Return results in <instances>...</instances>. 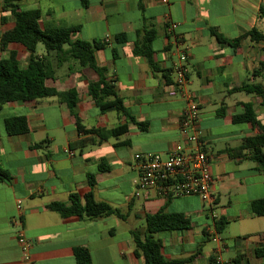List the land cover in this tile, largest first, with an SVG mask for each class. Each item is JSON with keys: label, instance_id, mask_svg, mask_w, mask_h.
I'll return each instance as SVG.
<instances>
[{"label": "crops", "instance_id": "0c3cea01", "mask_svg": "<svg viewBox=\"0 0 264 264\" xmlns=\"http://www.w3.org/2000/svg\"><path fill=\"white\" fill-rule=\"evenodd\" d=\"M14 4L23 11H38L41 29L76 27L75 38L103 42L105 47L95 53L96 64L105 69L107 80L114 81L134 122L115 111L101 113L87 92L96 74L73 62L54 65V78L45 85L59 94L74 88L80 124L101 130L100 136L78 133L74 116L58 97L1 108L0 167L11 181L0 183V264H75V248L87 249L91 264H144L134 254L130 233L135 228L130 224L139 221L136 229H143L144 217L161 210L190 221L185 230L156 235L166 260L217 264L219 250L229 264H264V258L255 255L264 248V216L253 217L249 210L250 202L264 199V173L226 153L243 138L261 134L258 126L233 122L245 103L252 104L264 130L262 99L236 90L248 83L261 85L264 92V71H259L264 43L248 36L251 30L264 34L260 13L264 0H168L166 5L158 0H14ZM12 27L10 12L0 8V37ZM144 29L155 31L154 69L133 51L134 38ZM211 30L227 41L238 39L237 45L219 43ZM121 35L126 40L117 42ZM175 39L187 53L189 90L199 106L196 129L211 158L214 183L209 205L197 197L165 199L153 191L145 196L132 185L136 154L164 155L184 140L179 128L184 103L171 94ZM12 50L28 56L19 45H0V59ZM17 59L22 65L28 60ZM244 94L252 97L245 99ZM13 116L26 117V134L7 135L4 120ZM123 125L124 134H105ZM88 174L95 180L94 199L117 209L122 218L79 221L47 209L51 203L67 204L70 194L87 192ZM220 219L226 223L219 233L215 224ZM16 220L30 245L28 260L15 236ZM126 223L130 226L122 228Z\"/></svg>", "mask_w": 264, "mask_h": 264}, {"label": "trees", "instance_id": "16d2710c", "mask_svg": "<svg viewBox=\"0 0 264 264\" xmlns=\"http://www.w3.org/2000/svg\"><path fill=\"white\" fill-rule=\"evenodd\" d=\"M0 8L10 12L13 27L5 31L0 37L2 48L10 44L19 45L27 52L28 60L22 65L17 58V51H10L6 57L0 59V110L8 103H24L39 99L58 97L66 104L70 114L75 118V126L78 133L96 134L101 130L85 129L75 113L77 92L74 88L66 92L57 93L46 87L45 82L54 78V69L64 63L73 62L80 69H91L96 74V79L89 81L87 92L95 106L101 113L115 111L121 117L134 122L124 107L123 101L119 97L113 80H107L105 69L97 66L95 61L96 51L103 49L105 44L98 40L91 42L75 38L78 28H44L38 25L40 14L38 11H23L14 4V0H0ZM264 15V10L260 12ZM210 33L219 43H227L236 46L238 39L227 41L213 30ZM251 41H262L264 34L257 30L248 33ZM155 38L153 29H144L138 32L134 38V54L146 60L151 69L155 68L154 52L151 43ZM124 35L116 38V41L124 42ZM41 44L46 55L54 54L55 58H49L36 54L37 45ZM113 51V56H115ZM56 67H55V66ZM259 71H264V63L259 65ZM246 94H252L262 99L264 105V92L262 86L258 84H243L236 89ZM234 123H247L258 126L261 134L246 137L241 140L238 147L226 150L227 155L232 159L247 161L254 165V169L264 173V130L257 122L253 106L251 103L243 105V113L233 117ZM140 125V124H137ZM4 128L9 136L23 135L28 132V124L25 116H13L4 120ZM126 132V126H119L113 130L105 132L109 137H118ZM39 144L35 145L38 148ZM88 190L82 196L70 194L68 203H51L47 209L56 212L63 219L75 218L79 221L97 220L116 216L122 218L119 211L107 203L97 202L94 199L93 187L95 185L94 176L88 174ZM11 175L0 167V183H9ZM250 214L253 217L264 216V199L255 200L249 204ZM145 226L143 229H135L130 235L134 244V254L142 257L144 264H181V261H169L162 255V243L156 235L160 232L182 231L189 227L190 221L181 214H167L159 211L153 215L144 217ZM226 221L218 220L215 224L217 232H221ZM264 239V233H263ZM75 264H91L90 255L85 248H75L73 250ZM257 257L264 258V248L255 251Z\"/></svg>", "mask_w": 264, "mask_h": 264}, {"label": "built area", "instance_id": "2783aa9c", "mask_svg": "<svg viewBox=\"0 0 264 264\" xmlns=\"http://www.w3.org/2000/svg\"><path fill=\"white\" fill-rule=\"evenodd\" d=\"M166 5L168 0H158ZM169 34L173 32V26H168ZM107 41V38L105 39ZM180 41L174 40L177 60L172 65V95H177L184 103L180 119V131L184 140L181 144L174 145L166 154L141 153L134 156L135 177L132 185L136 190L155 192L162 198L172 199L179 197H197L201 202L209 205L212 200V186L214 178L211 172V158L204 152V143L199 136L196 127L199 122V106L189 90L187 53L180 49ZM136 195H138L136 193ZM19 210L20 201L16 202ZM16 239L20 245L22 257L29 259V242L19 220ZM217 240L216 235H213ZM215 261L217 264H229L220 257L216 251Z\"/></svg>", "mask_w": 264, "mask_h": 264}, {"label": "rangeland", "instance_id": "374dc122", "mask_svg": "<svg viewBox=\"0 0 264 264\" xmlns=\"http://www.w3.org/2000/svg\"><path fill=\"white\" fill-rule=\"evenodd\" d=\"M36 54L38 56H44L45 58H55L53 53L46 55V52H45V50H44V48L42 47L41 44L37 45ZM19 58H27V57H25L23 55L22 56L20 55ZM243 96H244L245 99H250L252 97V95H246V94H244ZM139 223H140L139 221H135V222H131L130 225H132L136 229V228H138L140 226ZM130 225H129V223H126V225L122 226V228H127Z\"/></svg>", "mask_w": 264, "mask_h": 264}]
</instances>
